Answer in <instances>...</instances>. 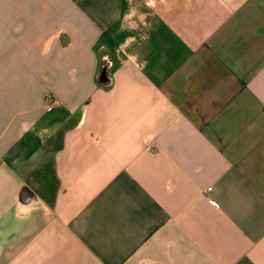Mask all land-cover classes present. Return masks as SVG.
Wrapping results in <instances>:
<instances>
[{
    "label": "crops",
    "instance_id": "crops-1",
    "mask_svg": "<svg viewBox=\"0 0 264 264\" xmlns=\"http://www.w3.org/2000/svg\"><path fill=\"white\" fill-rule=\"evenodd\" d=\"M0 264H264V0H0Z\"/></svg>",
    "mask_w": 264,
    "mask_h": 264
},
{
    "label": "rangeland",
    "instance_id": "rangeland-1",
    "mask_svg": "<svg viewBox=\"0 0 264 264\" xmlns=\"http://www.w3.org/2000/svg\"><path fill=\"white\" fill-rule=\"evenodd\" d=\"M59 7H57L58 9ZM62 22L61 21H57L51 28H48V30L51 32V31H54L55 29L57 28H60L62 26Z\"/></svg>",
    "mask_w": 264,
    "mask_h": 264
}]
</instances>
